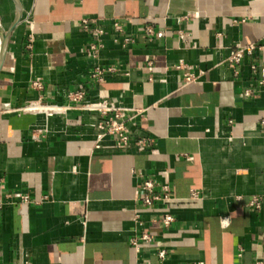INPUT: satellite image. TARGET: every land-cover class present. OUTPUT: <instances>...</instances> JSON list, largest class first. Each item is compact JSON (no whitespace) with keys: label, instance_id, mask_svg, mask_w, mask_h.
Returning a JSON list of instances; mask_svg holds the SVG:
<instances>
[{"label":"crops","instance_id":"crops-1","mask_svg":"<svg viewBox=\"0 0 264 264\" xmlns=\"http://www.w3.org/2000/svg\"><path fill=\"white\" fill-rule=\"evenodd\" d=\"M21 3L0 69V264L263 261L264 0ZM85 17L105 29L97 58ZM96 65L116 71L99 81ZM78 91L83 102L69 98ZM103 100L123 108L125 149L109 134L96 147L102 115L81 105ZM37 101L69 108L25 109ZM144 178L168 184L171 202L146 207Z\"/></svg>","mask_w":264,"mask_h":264},{"label":"built area","instance_id":"built-area-1","mask_svg":"<svg viewBox=\"0 0 264 264\" xmlns=\"http://www.w3.org/2000/svg\"><path fill=\"white\" fill-rule=\"evenodd\" d=\"M80 27L83 31L90 32L92 35V41L88 43L85 52L90 57L97 58L99 56L101 49L104 47L103 37L105 35V29L97 25L94 19L87 17L81 19ZM114 28L119 32L123 30L121 23L118 21L114 22ZM129 41H130L129 37L125 38L123 45L125 46ZM261 47H264V37H263V44L261 45ZM256 48L257 45L255 43L240 45L237 48L231 50L230 55L228 57V62L230 63L231 66H235L242 61L245 55H251ZM253 68L257 69L258 67L256 65H253ZM115 71H116L115 67H102L101 65H96L94 68V76L97 78V80L103 81L107 74L113 73ZM261 75H262L261 82L264 83V67L261 69ZM186 79L191 80L192 77L188 74ZM35 85L39 86V83L36 82ZM84 97L85 95L83 91L74 92L69 95L70 100L75 102H79V101L83 102ZM35 103L42 104L41 101H37V102H31L28 106H31ZM81 107L93 111H98L102 115V120L98 125V128L101 130V132L98 135V143L96 147H100L99 141L107 134L112 135L116 138L117 146L119 148L125 149L128 146H130L131 136L128 131L127 123L124 120V113L122 107H119L114 103L106 100L97 101L93 103L84 102L81 105ZM67 108H69V106H64V110H62L61 112L51 111V114L65 112ZM262 123L264 124V119L262 120ZM147 145H148V140L146 139H139L136 142V146L140 151L145 150L147 148ZM141 190H142V195L140 199L142 200L143 204L148 208H151L158 201L169 203L173 199V196L171 194V189L168 184H164L161 185L160 187H157V184L151 178L143 179ZM191 195L192 197H198V191L192 190ZM15 196L19 197L21 201L24 202L29 201V195L18 193ZM139 217H140L139 214H136L134 217L135 221H139ZM173 220L174 217L170 213L166 214L163 218V221L166 225H169ZM142 239L149 241L151 240V235L144 234L142 236ZM139 240H140L139 238L134 237L131 240L132 245H134L137 248ZM160 255L161 257H164L165 252L162 251ZM253 264H264V260L257 261Z\"/></svg>","mask_w":264,"mask_h":264},{"label":"water","instance_id":"water-1","mask_svg":"<svg viewBox=\"0 0 264 264\" xmlns=\"http://www.w3.org/2000/svg\"><path fill=\"white\" fill-rule=\"evenodd\" d=\"M13 2L16 7L15 20L13 21L12 25L7 30L2 28L3 43H2L1 50H0V69L2 67V63L5 57L7 48H8V43L12 35V32L15 30V28L17 27V25L20 23L22 19V9L23 8H22L21 0H13Z\"/></svg>","mask_w":264,"mask_h":264},{"label":"bare ground","instance_id":"bare-ground-1","mask_svg":"<svg viewBox=\"0 0 264 264\" xmlns=\"http://www.w3.org/2000/svg\"><path fill=\"white\" fill-rule=\"evenodd\" d=\"M2 25L0 23V50L2 47V43H3V35H2ZM5 29V28H3ZM7 30V29H5ZM25 109L27 110H35L37 112L40 113H45L47 116H52L53 114H51V111H59L61 112L62 110H64V106L63 105H59V104H48V105H42L40 103H35L31 106H26Z\"/></svg>","mask_w":264,"mask_h":264},{"label":"rangeland","instance_id":"rangeland-1","mask_svg":"<svg viewBox=\"0 0 264 264\" xmlns=\"http://www.w3.org/2000/svg\"><path fill=\"white\" fill-rule=\"evenodd\" d=\"M0 2H4V0H0ZM7 3L9 4V6H10V9H8V13H7V16H5V15H2V13H1V10H0V23H1V25H2V27L3 28H5V29H8V26L11 24V22L13 21V19H14V17H15V15H16V12H15V10H14V8H13V5H12V2H11V0H7ZM8 6V5H7ZM30 103H28V105H29ZM42 104H48V103H42ZM6 110V109H5ZM38 113H40V112H38Z\"/></svg>","mask_w":264,"mask_h":264}]
</instances>
